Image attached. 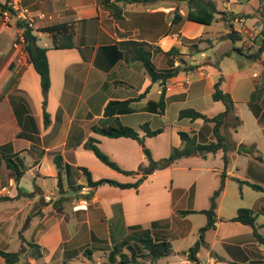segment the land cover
<instances>
[{
  "label": "crops",
  "instance_id": "obj_1",
  "mask_svg": "<svg viewBox=\"0 0 264 264\" xmlns=\"http://www.w3.org/2000/svg\"><path fill=\"white\" fill-rule=\"evenodd\" d=\"M0 1L4 3L6 0ZM108 1L118 6V18L113 16V10L105 7ZM208 1H212L217 10L211 24L220 27L212 37L213 32L206 30V26L211 24L185 18L178 23L172 22L176 4L180 3L179 12L185 15L187 0H161L149 4L116 0H9L8 5L15 13H9L6 19L0 10V201L21 200L20 205L0 208V236L7 238L12 233L4 230L9 224L14 225L21 212L38 216L44 226L48 224L37 242L27 243L32 248L28 254L36 257L30 256L31 264L87 261L97 264L103 258L106 260L112 246L125 239L134 226L148 229L155 240L171 243V253L152 264H192L187 258V250L197 240L199 228L206 223L201 210L209 207V198L219 185L218 175L222 171L225 172L224 186L216 198V220L214 226L205 231V246L197 253L199 264H209L211 256L226 264L264 263V246L255 241L252 229L231 220L239 208H250L257 214V225H262L259 232L264 228V221L258 220L259 216H264V49L261 56L253 61L252 68L258 69L259 73L253 72L251 80L233 71L229 82L224 77L221 83L222 90L229 93L234 102L235 115L241 120L234 130L231 126L234 114H231L220 128L227 138L229 150H219L206 156L181 157L167 167L153 169L137 186L122 188L109 182L89 186L86 209L73 208L81 195L77 186L86 184V181H79V176L83 175L78 167L87 168L92 180L103 178L134 183L141 176L139 167L148 165L144 146L150 150L152 158L158 160L167 156L172 147L180 146V130L196 134L199 141L213 139L212 123L200 119H178L177 113L182 108L191 107L211 117L224 110V104L211 97L213 84L217 76L222 75V60L219 70L210 64L192 70H185L183 66L199 64L203 59L214 61L207 57V52L214 48L215 39L221 40L227 32V22L221 18L226 11L243 19L236 22L237 17L233 22L234 29L243 35L257 34L260 31L258 27L264 24L252 22L250 29L245 25V14L233 10V5L246 0ZM257 1L258 13L264 16V2L260 4ZM24 9L33 21L36 43L47 49L50 75L45 103L47 122L43 117L39 76L28 56L25 64L17 63V52L13 48L19 32L16 20ZM217 12L220 18H217ZM41 13L45 18L38 17ZM56 23L72 24L71 47L54 48L51 35L39 31ZM199 37L209 41L198 43L199 52H190V42ZM123 40L146 42L152 50L159 47L161 51L153 50L151 56L158 69L167 66L163 52L171 46L178 47L179 54L173 57V62L181 68L164 85L163 113L141 109L148 101L158 99L162 86L151 82L143 67L127 64L119 56L117 42ZM205 66L216 71L206 73ZM146 88L145 96L133 103L139 110L116 117L103 115V107L109 100L134 98ZM239 103L245 104L249 111L246 112L250 121L248 137H245ZM172 106H175V117L168 121V110ZM116 121L140 134V126L144 122L151 129L161 128L162 131L145 136L141 144L130 137H109L92 129V126L114 125ZM89 138L95 140L120 170L105 165L92 150L84 147ZM240 144H253L262 160L251 153H238ZM224 154L228 157L226 166ZM57 155L62 160L60 186L53 160ZM6 158L22 160L24 168L20 169L23 174L18 181L6 167ZM211 160L214 164L207 163ZM94 171H99L100 177L94 175ZM208 172L215 173V179ZM25 173L32 176L28 191L23 189ZM233 177L261 185L262 189H253L247 184L239 187ZM47 179L56 181L55 187L50 188ZM46 197L51 199L47 201ZM179 210L191 212L180 214ZM196 214L204 216L201 225L193 223ZM75 244L77 254L68 257ZM81 244H86V248L91 250L90 258L81 251ZM94 252L100 253L93 256ZM0 264L8 263L0 256Z\"/></svg>",
  "mask_w": 264,
  "mask_h": 264
},
{
  "label": "trees",
  "instance_id": "obj_2",
  "mask_svg": "<svg viewBox=\"0 0 264 264\" xmlns=\"http://www.w3.org/2000/svg\"><path fill=\"white\" fill-rule=\"evenodd\" d=\"M8 1L6 0L3 2L0 1V10H8L9 13L14 14L15 10L12 9L8 5ZM116 1H123V2H137L141 4H149L158 2L161 0H116ZM175 2L181 0H172ZM260 4L264 2V0H259ZM180 3L176 4L175 9L172 11V22L178 23L183 18L191 21H195L201 24L209 25L215 19L216 14V7L212 1L208 0H187V8L185 11V15H182L179 12V5ZM107 9L113 10V16L118 18V6L113 2H107L105 4ZM245 17H249V14L243 15ZM237 15L232 12H225L224 15L221 16L227 23L226 29L227 32L221 36V40L227 39L233 43V46L225 51L219 53L218 59L211 61L207 59H203L199 64H189L183 66L185 70H192L197 68L201 65H212L213 67L219 70V62L225 56H230L233 52L245 54L249 59L252 61L258 59L261 56V53L264 49V38L261 40L260 46L257 48L256 51L251 53H245L242 46H235L234 42L236 41H243L244 35L239 32L238 30L234 29L233 22L237 19ZM242 17V16H241ZM240 17H238L239 19ZM16 25L18 28L24 27V39H25V50L27 52L28 61L32 65L33 69L39 76V83L41 86L42 92V109H43V117L44 121L47 122L48 114L45 111V103H46V95L47 90L50 84V75H49V65L48 59L46 54V47L39 46L36 43V36L33 33V28L28 27L22 20L17 19ZM264 28V26L262 27ZM41 32L49 33L52 37L53 47L54 48H68L73 45L72 43V36H73V26L70 23H56L52 25H48L39 29ZM263 35V32H262ZM202 41H209L204 40L199 37L197 40L190 42L189 44V51L192 53H197L198 43ZM117 46L119 47V56L124 59L127 64H138L139 66L143 67L147 74L150 77L151 82H158L159 85L162 86L160 96L157 100H150L141 107L143 110L163 113L165 109V88L164 85L168 79L175 76L181 66L174 65L173 57L179 54V49L176 46H171L166 52H163L166 60V67L163 69H158L154 62L152 61V51L155 50L157 52L161 51L159 47H155L152 50V46L143 41H135V40H123L117 42ZM223 81V77L220 74L217 79L215 80L211 97L214 101H221L224 104V110L217 113L214 116H207L206 114L191 108H182L178 111L177 117L178 119L188 118L191 121L200 119L205 123H212V136L213 139L209 141H199L196 134H191L187 131L180 130L178 131L179 138L181 140V144L178 147H172L170 153L158 160H154L151 156V152L147 147H143V153L148 160V165L144 167H139L141 171V176L134 182V183H119L114 180L110 179H98L92 180L90 171L85 167H78L81 171L86 184L90 187H96L100 184L105 182H109L111 184L117 185L119 187H131L137 186L142 178L147 174L150 173L153 169L156 168H164L171 165L175 160L181 157H187L191 155H201L206 156L209 153H216L219 150L226 152L229 150L230 146L228 144L227 138L224 134L221 133L220 128L226 123L228 116L234 114V121L231 123L232 128L235 130L241 124V120L237 115H235V105L229 93L224 92L221 88V83ZM148 88H146L143 92L138 94L134 98H128L124 100L118 99H111L109 100L105 106L103 107V115L104 116H114L116 117L119 114L123 113H130L139 110V108L133 103L139 101L143 98L147 92ZM142 134H140L134 128L123 125L119 121H116L114 125L108 126H92V129L102 135L109 136V137H130L137 140L139 143L143 144V139L145 136H153L162 131L161 128L151 129L147 122L141 124ZM84 147L87 149L92 150L94 155L105 165L120 170L117 164L109 159V157L101 151V149L96 145L95 140L89 138L85 143ZM238 153H251L254 154L256 158L262 160V157L257 154V149L255 146L252 145H244L240 144L238 149ZM55 166L57 168V184L58 186L61 185L60 181V172L62 168V160L59 155L54 156L53 158ZM223 161L226 166L228 162V157L226 154L223 155ZM6 167L9 169L11 176L15 181L22 176L23 170L20 168H24V164L21 159L17 158L16 160L12 158H6ZM125 173H130L126 172ZM220 183L218 187L213 191L210 196L209 200V207L207 209L201 210L202 213L206 216V223L199 228V236L197 240L188 248L187 250V258L191 261L192 264H199V260L197 257V253L202 246H205L204 235L205 231L209 228L214 226V222L216 220L215 214V207H216V198L220 194L224 186V177L225 172L222 171L220 174ZM239 187L243 184H247L253 189L260 190L262 189L261 185L249 182L247 180H242L237 177H233ZM78 189L82 186L78 185ZM190 210H179L178 213L180 214H187L190 213ZM257 214L250 208H239L237 211L236 216H234L231 220L239 222L244 225H248L253 232L255 241L264 246V234L259 232V227L256 222ZM132 228L133 231L125 237L121 242L118 244H114L111 250L108 253V261H102L97 264H145L146 262H150L151 264L156 262L157 259L167 256L171 253V243L167 240H155L150 235L148 229H143L140 226H134ZM72 252V251H71ZM68 253V257L72 253ZM20 253L21 251H6L0 249V256L3 260L8 264H16L20 260ZM77 254V253H75ZM83 254L90 258L91 250L89 248H85L83 250ZM264 264V263H263Z\"/></svg>",
  "mask_w": 264,
  "mask_h": 264
},
{
  "label": "rangeland",
  "instance_id": "obj_3",
  "mask_svg": "<svg viewBox=\"0 0 264 264\" xmlns=\"http://www.w3.org/2000/svg\"><path fill=\"white\" fill-rule=\"evenodd\" d=\"M171 2H174V1L171 0ZM178 6L180 7V4ZM232 8L234 11H236L238 13L240 12V13L245 14V15L246 14L250 15L249 17H246V19H245L246 20L245 25L247 27H249L250 29H251L250 25L252 22L258 21V22H262L264 24V16H262L260 13H258L259 3L257 0H246L245 2H242L241 4L238 3L237 5H233ZM217 18H220V14L218 12H217ZM238 21H239V19L236 20V22H238ZM236 24L238 27L239 24L238 23H236ZM242 27L240 26V28H242ZM258 28L260 29V31L257 34H255V35L244 34L245 36L243 37V41H236V42H234V45H238V46L241 45L245 53L246 52L251 53V52L256 51L257 48L261 44L262 38H264V28H262V27H258ZM206 30L213 32V34L211 35V37H212L216 33V31L220 30V27H218L216 24L213 23L210 26H206ZM262 32H263V35H262ZM213 38L215 39V37H213ZM48 41H50V40H48ZM214 43H215L214 48L210 49L207 52V57H211L214 60L218 59L219 52L228 50L233 45V43L230 42L229 40L226 42V41H222L219 39L218 40L215 39ZM232 55L233 56L223 57L221 59L222 61L220 63V65H221L220 70L222 72V76H223V78L224 77L226 78L227 82H229V80L231 79V73L233 71H238L239 72L238 76L249 78V80H251L253 72L259 73L258 69L252 68L253 61L251 59H249L247 56H245V54L233 52ZM211 70L216 71L211 66H205L204 67V71L206 73L211 71ZM237 106L240 109V114L243 115L244 129H246V131H245L246 136L245 137H248L247 130L250 129V121L246 115V112L249 113V111H248L245 104L239 103ZM174 109H175V106H172L169 108L168 114H167L168 121H169V119H173V117H175V112H174L175 110ZM252 137L253 136H250L249 138H252ZM213 162H214L213 160L207 161V163H209V164H214ZM94 173H95L94 175H96L97 177H100L99 171H94ZM207 174H210L215 179V175H214L215 173H213V172L209 173L208 172ZM219 176L220 175H218V177ZM220 178H221V176H220ZM31 181H32V176L30 175V173H25L23 176V189L24 190H26V191L30 190L28 185L30 186L32 184ZM79 181L84 182L85 181L84 177L79 176ZM47 183L50 185L49 186L50 188L55 187V185H56L55 184L56 181H50L49 179H47ZM219 183H220V181H219ZM196 185H198V182ZM85 186L89 187L87 184H85ZM48 191H50V190H48ZM69 191L73 192L72 189H70ZM239 193H241L240 189H239ZM20 203H21V200L18 198L15 200H12V201L4 200V201H0V208H3L5 206H17V205H20ZM203 218H204L203 215L196 214L193 217V223L194 224L199 223L201 225L202 223H204ZM258 220H260V222H263L264 216H259ZM46 222H48V220L45 221V223ZM46 226H44V222L40 223V218L38 216L29 215L26 211L23 213L21 212L18 215V217L14 220V225H13V223H11L8 225L7 229L5 228V230H4V231H7V230L11 231L12 233H9L7 238L0 236V249H4L7 251H18V250H20L21 251L20 260L16 264H31L32 262L29 259H30V256L32 255V253L28 254V252L30 250H32V248L30 246H28L27 243L31 242L33 240L36 241L39 238L42 230ZM260 232L264 234V228H262ZM88 242H89V240H88ZM80 243H82V242H80ZM81 245H82L81 251H83L87 246H86V244H81ZM89 247H90V245H89ZM204 251L205 250H202V252H204ZM77 252H78L77 251V244H75V248L72 250L71 253H72V255H75V253H77ZM99 253L100 252H94L93 256H96ZM31 257L36 259L35 256H31ZM107 259H108V256H107L106 260H105V258H103L101 260V262L102 261H108ZM33 264H38V263H33ZM70 264H93V263L91 261H87V262H83V263L71 262Z\"/></svg>",
  "mask_w": 264,
  "mask_h": 264
},
{
  "label": "built area",
  "instance_id": "obj_4",
  "mask_svg": "<svg viewBox=\"0 0 264 264\" xmlns=\"http://www.w3.org/2000/svg\"><path fill=\"white\" fill-rule=\"evenodd\" d=\"M2 15L4 18L8 19L9 18V11L8 10H4L1 11ZM27 10L24 9L19 16L17 17V19L22 20L28 27H33V21L27 16ZM38 17L40 19L45 18V15L43 13L39 14ZM240 21H242L243 19H239ZM19 32L17 34L16 39L13 42V48L16 50V54H17V63L19 65H23L25 64V59L27 56V52L25 50V39H24V27L18 28ZM80 197L79 199L76 201V203L73 205V208L75 210H83L86 209L87 207V201L88 199L86 198V194H87V187L82 186L80 188ZM51 198L50 197H46V200L49 201ZM209 264H226L224 262H222L221 260H218L215 257H210L209 259Z\"/></svg>",
  "mask_w": 264,
  "mask_h": 264
},
{
  "label": "water",
  "instance_id": "obj_5",
  "mask_svg": "<svg viewBox=\"0 0 264 264\" xmlns=\"http://www.w3.org/2000/svg\"><path fill=\"white\" fill-rule=\"evenodd\" d=\"M182 1H185V0H182Z\"/></svg>",
  "mask_w": 264,
  "mask_h": 264
}]
</instances>
